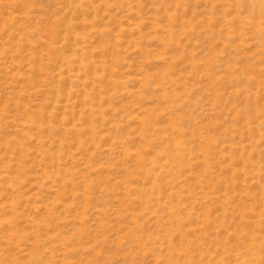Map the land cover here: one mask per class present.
Listing matches in <instances>:
<instances>
[{
  "label": "rangeland",
  "instance_id": "obj_1",
  "mask_svg": "<svg viewBox=\"0 0 264 264\" xmlns=\"http://www.w3.org/2000/svg\"><path fill=\"white\" fill-rule=\"evenodd\" d=\"M0 0V264H264V0Z\"/></svg>",
  "mask_w": 264,
  "mask_h": 264
},
{
  "label": "bare ground",
  "instance_id": "obj_2",
  "mask_svg": "<svg viewBox=\"0 0 264 264\" xmlns=\"http://www.w3.org/2000/svg\"><path fill=\"white\" fill-rule=\"evenodd\" d=\"M261 10V3L257 0H250L248 4V11L251 14H255ZM264 39V37H263Z\"/></svg>",
  "mask_w": 264,
  "mask_h": 264
}]
</instances>
